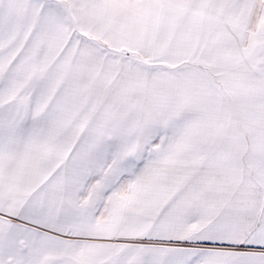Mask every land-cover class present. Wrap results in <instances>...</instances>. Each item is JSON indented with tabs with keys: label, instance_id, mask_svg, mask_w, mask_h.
Here are the masks:
<instances>
[{
	"label": "snow or ice",
	"instance_id": "6c2138e0",
	"mask_svg": "<svg viewBox=\"0 0 264 264\" xmlns=\"http://www.w3.org/2000/svg\"><path fill=\"white\" fill-rule=\"evenodd\" d=\"M0 264H264V0H0Z\"/></svg>",
	"mask_w": 264,
	"mask_h": 264
}]
</instances>
